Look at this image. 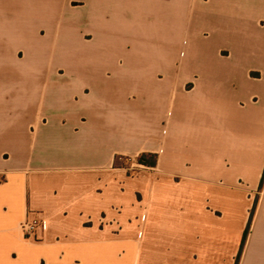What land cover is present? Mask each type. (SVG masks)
<instances>
[{
  "label": "crops",
  "instance_id": "crops-1",
  "mask_svg": "<svg viewBox=\"0 0 264 264\" xmlns=\"http://www.w3.org/2000/svg\"><path fill=\"white\" fill-rule=\"evenodd\" d=\"M29 134L36 155L0 156V264H136L116 159L146 153L144 232L163 194H187L196 245L252 219L247 264L264 224V0H0V143ZM28 216L47 220L37 240Z\"/></svg>",
  "mask_w": 264,
  "mask_h": 264
},
{
  "label": "rangeland",
  "instance_id": "rangeland-1",
  "mask_svg": "<svg viewBox=\"0 0 264 264\" xmlns=\"http://www.w3.org/2000/svg\"><path fill=\"white\" fill-rule=\"evenodd\" d=\"M74 72L80 73L79 70ZM78 80H71L72 86L79 85ZM42 86V84H41ZM39 88V92L43 93L44 88ZM40 100L42 96H40ZM39 145L36 144L34 136L29 134L26 140L21 144H2L0 143V156L4 150L11 151V156H33L36 155ZM5 154V155H10ZM117 164L120 167L119 181L121 191H126V183L135 186L132 192L131 205L138 210V212L130 214L129 218L137 220V234L140 240V254L137 258L136 264H236L237 255L233 258L228 253L232 252L237 243L241 248L243 232L240 231L239 218L235 217L231 224L223 225L226 232L218 236L214 244L206 240L194 243L196 232L201 231L202 226H196L200 220L192 211L187 208V204L181 200L190 195H182L171 191L165 196L163 194V207L153 208L147 221V228L144 232V209L148 207L149 196L143 188L145 182V166L138 163L137 159L132 158H118ZM9 164H6V166ZM182 195V196H181ZM253 198V207L250 211L253 217V212L258 202L259 196ZM158 200L156 197L154 200ZM173 199V200H170ZM239 206H236L238 208ZM186 208L187 210H181ZM250 216V217H251ZM201 218V216L199 215ZM254 241L250 246L249 258L247 264H264V224H260L254 234ZM197 246V252L194 253L193 247ZM195 246V247H196ZM239 253V252H238ZM242 261V258H241ZM240 261L239 264L242 262ZM130 257H124L123 264H131Z\"/></svg>",
  "mask_w": 264,
  "mask_h": 264
},
{
  "label": "trees",
  "instance_id": "trees-1",
  "mask_svg": "<svg viewBox=\"0 0 264 264\" xmlns=\"http://www.w3.org/2000/svg\"><path fill=\"white\" fill-rule=\"evenodd\" d=\"M117 160L118 159H116V167H119L118 164H117ZM138 163L143 165V166H145V167H148V168H155L157 166V163H158V156L156 154H149V153L142 154L138 158ZM263 183H264V179L262 181L261 187L263 186ZM251 218H252V216H251ZM251 220H250L248 226L246 227V229L244 231L243 238H242V243H241V248L239 250V253H238L237 259H236V264H239L240 261H241V258H242V255H243V251H244V248L246 246V243H247V240H248V237H249V234H250Z\"/></svg>",
  "mask_w": 264,
  "mask_h": 264
},
{
  "label": "built area",
  "instance_id": "built-area-1",
  "mask_svg": "<svg viewBox=\"0 0 264 264\" xmlns=\"http://www.w3.org/2000/svg\"><path fill=\"white\" fill-rule=\"evenodd\" d=\"M21 227L26 239L37 240L39 231H43V233H45L47 220L41 218H31V216H28V218L22 223Z\"/></svg>",
  "mask_w": 264,
  "mask_h": 264
}]
</instances>
